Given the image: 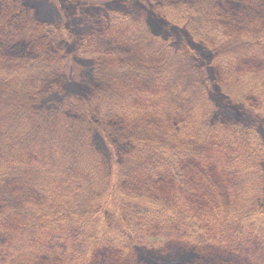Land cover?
<instances>
[{"label":"trees","instance_id":"trees-1","mask_svg":"<svg viewBox=\"0 0 264 264\" xmlns=\"http://www.w3.org/2000/svg\"><path fill=\"white\" fill-rule=\"evenodd\" d=\"M60 1L0 0V264H264V0Z\"/></svg>","mask_w":264,"mask_h":264},{"label":"rangeland","instance_id":"rangeland-1","mask_svg":"<svg viewBox=\"0 0 264 264\" xmlns=\"http://www.w3.org/2000/svg\"><path fill=\"white\" fill-rule=\"evenodd\" d=\"M51 1L52 0H39V2L42 4V6H40V8L45 7L46 8L45 10L50 14L52 19L54 21L58 22L60 19V13L58 10V6L60 5V3L62 1H60V0H54L53 2H51ZM130 1L131 0H127V1L126 0H108L107 5L114 4V3H124V2L129 3ZM69 8H70V11H72L73 20L77 21V23L79 24V16H80V19L85 22L87 29L89 28L88 33L91 34L90 31L93 30V31H95V32H93V35H95L96 30H94V26L92 25L93 19L90 16L92 10H90V9L79 10V6H73V5H70ZM73 13L77 14L78 19H76L75 16H73ZM77 42L79 44V38H78ZM87 73H88V71L85 67H81L80 71L78 68V70L76 72V77L80 75V77L85 78L88 76ZM247 120H249V119H247ZM261 129L264 132V126H262Z\"/></svg>","mask_w":264,"mask_h":264}]
</instances>
